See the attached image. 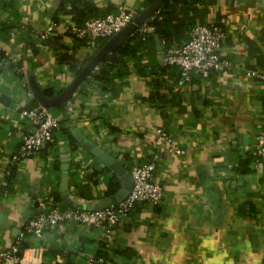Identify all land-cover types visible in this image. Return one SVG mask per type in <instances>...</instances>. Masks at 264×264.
Masks as SVG:
<instances>
[{
    "label": "crops",
    "instance_id": "crops-1",
    "mask_svg": "<svg viewBox=\"0 0 264 264\" xmlns=\"http://www.w3.org/2000/svg\"><path fill=\"white\" fill-rule=\"evenodd\" d=\"M94 1L102 11L114 12L121 5L135 13L143 9V0ZM60 2L0 0L5 55L0 60V182L8 181L15 166L8 193L0 197V252L14 243L27 204L30 217L46 194L62 205L65 177L70 196L81 204L106 197L114 171L90 148L104 149L131 172L148 161L156 150L157 129L163 128L184 153L165 154L157 147L164 154L155 170L164 188L158 205L138 203L109 238L101 228L60 223L30 238L21 264H99L89 257L106 241L110 258L103 264H264V162L258 164L256 154V135L264 130V87L246 74L249 68L264 71V0L203 5L205 21L226 30L220 50L231 65L225 71L193 74L187 84L175 85L176 96L163 106L148 101L151 87L136 69L117 80L115 91L91 79L54 112L61 120L55 142L36 156L14 161L28 128L21 110L34 103L28 95L29 74L43 89L54 91L74 78L58 59L55 38L50 44L38 42L35 53L18 37L20 24L41 30L62 18ZM58 38L57 45L80 58L94 49ZM156 49L162 61L157 40ZM13 54L23 57L24 77L12 68ZM93 170L99 172L97 184L86 179Z\"/></svg>",
    "mask_w": 264,
    "mask_h": 264
},
{
    "label": "built area",
    "instance_id": "built-area-1",
    "mask_svg": "<svg viewBox=\"0 0 264 264\" xmlns=\"http://www.w3.org/2000/svg\"><path fill=\"white\" fill-rule=\"evenodd\" d=\"M126 5L118 7L117 12H110L104 16L93 17L83 24H73L68 21L52 20L44 29H34V36L40 39H48L56 31H62L85 41L87 48H95L99 39L110 38L116 32L128 25L134 17L135 12L128 9ZM152 17V16H151ZM142 34L152 32L153 26L147 21L139 27ZM226 37L224 26L211 22L196 25L190 33V38L179 46L163 49L162 63L174 65L180 70L178 85L187 84L193 74L209 77L212 72H222L231 65L230 61L221 55V47ZM0 51H4L0 43ZM13 63L23 60L21 55H10ZM23 66L18 69L22 72ZM246 74L255 80L264 82V71L259 69H247ZM28 86V82L25 83ZM29 97L34 98L31 87L28 86ZM21 116L26 121L28 128L21 136L20 145L14 155V161H21L36 156L45 145L55 142V131L60 124V116L56 115L50 107L37 104L30 108L21 110ZM174 137L163 128L157 129L154 150L146 163L136 166L130 173L132 177V189L129 195L115 205L104 208H73L63 207L50 194H46L37 203L36 213L30 217L20 229L14 243L9 250L0 252V264L12 261L21 264L24 251L19 254L23 241L28 238L41 237L44 232L63 222H75L101 228L104 235L109 238L115 229L138 203H149L158 205L164 197V188L155 178V170L158 160L164 153H184V150L175 148ZM157 147L164 148L157 150ZM257 163L264 162V130L256 135ZM10 174V171H9ZM7 182H0V197L8 193L4 189ZM109 247L110 243L105 242ZM91 261L103 264L105 258L92 255Z\"/></svg>",
    "mask_w": 264,
    "mask_h": 264
},
{
    "label": "trees",
    "instance_id": "trees-1",
    "mask_svg": "<svg viewBox=\"0 0 264 264\" xmlns=\"http://www.w3.org/2000/svg\"><path fill=\"white\" fill-rule=\"evenodd\" d=\"M153 1L154 0H143L142 8L144 9ZM206 2L214 4L215 0H167L163 6L147 20V24L153 26L154 30L152 32L142 34L138 29L132 33L100 62V64L89 74L80 87L92 79L99 84L113 88L115 91L117 88V80L129 75L133 69H136L140 78L151 87V91L147 96L150 103L154 106H163L165 103L173 100L176 96L174 94V88L180 79V70L177 66L164 65L162 61L158 60L156 37L159 38L163 49L172 46H179L186 42L190 38L191 30L196 25L207 23L205 21L207 10L203 7ZM128 9L134 11L130 7ZM143 9H141V11ZM112 10L113 8L102 11L94 0H61L59 11L61 14L63 13L64 16L62 18L55 17L54 20L68 21L73 24L80 25L90 18L104 16L107 13L112 12ZM117 10L114 12H117ZM18 28V37L23 40L22 42L25 43V46L26 44L30 47L33 46L35 53L37 52L35 45L38 42L43 45L50 44L53 40L52 38H55L54 44H51H53V47L59 55L58 59L60 62L67 64L71 68L74 77L92 58L94 53L101 46H103L107 39H109H99L96 47L90 50L83 58H80L72 55L70 52H66L63 48L65 46L64 44L61 43L60 45H57V40H59L58 37H69L77 42H81L82 45H85V41L78 39L75 36L63 33L62 31H56L50 38L40 39L34 36L33 28L31 26L20 24L18 25ZM182 39H185V41ZM3 57H5L4 52L0 51V60ZM22 66L23 60L12 64V68L15 69L20 77H24L23 72L18 71V69ZM153 75H156L157 78L154 79ZM170 79L173 81V84L171 85L168 83V80ZM257 81L264 87V82L260 80ZM64 88L60 91L44 89V92L48 96H54L61 92ZM37 104L38 102L34 98V103L28 108ZM65 104L66 103L51 109L55 112L61 109ZM14 172L15 166L10 168V174L9 177H7V185H5L4 189L9 190V179L14 175ZM98 174V170H93L88 174L86 179L97 184L99 180L97 178ZM121 188L122 186L119 178L114 173L107 184L104 196L107 197L114 195L118 193ZM80 189L82 188H79L78 191H80ZM56 198L60 199L61 196L57 195ZM62 206L68 207L65 202H62ZM29 240L30 238L23 241L22 248L19 252L20 255L23 249L30 246ZM102 246L105 247V243ZM105 248H101L97 253V256H102L105 260H108L110 255L104 250ZM120 252L123 253L125 251Z\"/></svg>",
    "mask_w": 264,
    "mask_h": 264
},
{
    "label": "water",
    "instance_id": "water-1",
    "mask_svg": "<svg viewBox=\"0 0 264 264\" xmlns=\"http://www.w3.org/2000/svg\"><path fill=\"white\" fill-rule=\"evenodd\" d=\"M167 0H154L151 4L145 7L142 11L134 14L133 20L123 27L120 31L116 32L101 46L92 56V58L86 63V65L80 70V72L72 79V81L59 93L54 96H48L45 94L44 89L39 84L34 74H29L28 81L33 92L36 101L44 106L54 108L70 101L84 82L89 74L100 64V62L112 52L122 41L129 37L132 33L139 29L156 11H158ZM158 50L161 52L163 47L157 37ZM92 152L114 173L119 177L122 188L114 195L98 198L93 200L89 205L81 204L70 196L68 190V181L65 177L62 187V198L67 206L73 208H89L97 209L104 208L110 205L117 204L120 200L126 198L132 189V177L131 173L109 152H106L100 147L90 148ZM31 202V198L28 199ZM34 202V201H33ZM32 210L28 208V204L25 207L21 221L25 223L29 218ZM19 232V229H18Z\"/></svg>",
    "mask_w": 264,
    "mask_h": 264
}]
</instances>
